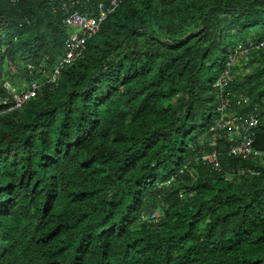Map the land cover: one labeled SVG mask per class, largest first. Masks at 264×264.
Listing matches in <instances>:
<instances>
[{
  "label": "trees",
  "instance_id": "16d2710c",
  "mask_svg": "<svg viewBox=\"0 0 264 264\" xmlns=\"http://www.w3.org/2000/svg\"><path fill=\"white\" fill-rule=\"evenodd\" d=\"M61 1L0 0V97L40 83L0 105V264H264V173L230 176L262 157L216 141L220 171L194 161L229 54L264 40V0H125L48 81ZM238 62L234 113L258 114L264 151V51Z\"/></svg>",
  "mask_w": 264,
  "mask_h": 264
},
{
  "label": "built area",
  "instance_id": "2783aa9c",
  "mask_svg": "<svg viewBox=\"0 0 264 264\" xmlns=\"http://www.w3.org/2000/svg\"><path fill=\"white\" fill-rule=\"evenodd\" d=\"M123 1L125 0H95L91 8L83 6L89 0H64L59 2L57 10L62 14V24L71 34L64 42L62 57L55 64L58 74L62 65L69 63L75 56L87 50L86 39L99 31L101 23L108 15L115 12ZM250 48L264 51V40L249 43L247 47L239 46L231 52L225 61L224 68L213 84V87L219 93L217 111L220 116L213 122V132L209 141V146L212 147V150L208 153L196 154L194 157L195 162L206 165L213 171H220L219 154L213 148L216 141H225L227 143V154L229 156L241 157L243 159L249 158L251 160H257L262 157L261 167L263 170L238 169L232 171L230 176L259 175L261 172L264 173V151L254 148L258 114L243 116L234 113V109L247 103L248 99L241 92L228 90L233 61L238 59L246 62ZM39 84L38 81H31L29 84L23 86L19 92H13L10 86L6 85L7 95L4 98L0 97V105L6 106V111L19 108L26 100L35 96ZM171 179L174 180L173 178ZM149 218L153 217L150 216Z\"/></svg>",
  "mask_w": 264,
  "mask_h": 264
},
{
  "label": "rangeland",
  "instance_id": "374dc122",
  "mask_svg": "<svg viewBox=\"0 0 264 264\" xmlns=\"http://www.w3.org/2000/svg\"><path fill=\"white\" fill-rule=\"evenodd\" d=\"M239 47V46H238ZM237 47V48H238ZM236 48V49H237ZM243 61H241V60H239V62H238V64H239V66H241ZM48 71H51V73L50 74H48V73H46V77H47V80L48 81H52L57 75H58V71H57V68H56V66H54V67H52V69L50 70H48Z\"/></svg>",
  "mask_w": 264,
  "mask_h": 264
}]
</instances>
